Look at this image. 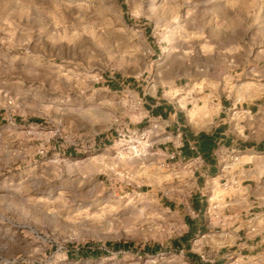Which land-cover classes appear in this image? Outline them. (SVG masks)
<instances>
[{
  "label": "rangeland",
  "instance_id": "rangeland-1",
  "mask_svg": "<svg viewBox=\"0 0 264 264\" xmlns=\"http://www.w3.org/2000/svg\"><path fill=\"white\" fill-rule=\"evenodd\" d=\"M203 75L209 95L264 100V0H0V264H194L169 170L94 144L143 116L108 79Z\"/></svg>",
  "mask_w": 264,
  "mask_h": 264
},
{
  "label": "crops",
  "instance_id": "crops-1",
  "mask_svg": "<svg viewBox=\"0 0 264 264\" xmlns=\"http://www.w3.org/2000/svg\"><path fill=\"white\" fill-rule=\"evenodd\" d=\"M205 79L203 75L194 87L180 86L175 79L149 89L114 77L107 86L117 91L124 85V92L141 98L142 119L126 131L148 133L146 154L161 161L172 184L186 193L185 200L162 197L164 206L185 223L186 233L175 245L196 258L194 264H264V136L251 133L249 122L251 115L264 113V100L244 105L209 95L200 86ZM111 144L124 150L123 141L108 135L94 146ZM208 250L214 254L210 262L202 256Z\"/></svg>",
  "mask_w": 264,
  "mask_h": 264
},
{
  "label": "built area",
  "instance_id": "built-area-1",
  "mask_svg": "<svg viewBox=\"0 0 264 264\" xmlns=\"http://www.w3.org/2000/svg\"><path fill=\"white\" fill-rule=\"evenodd\" d=\"M139 104L142 105L141 98L139 99ZM117 132V140L123 141L124 149H126L129 152H132L134 156H141L144 152V149H147L150 146V141L148 138V133L146 131H143L139 134L135 133H129L127 131H124L123 129H116ZM145 143V144H144ZM192 148L195 150V146H192ZM199 161L202 162V156L201 154H198ZM233 158L235 160L239 159L238 154H234ZM232 264H239L237 261H233Z\"/></svg>",
  "mask_w": 264,
  "mask_h": 264
}]
</instances>
